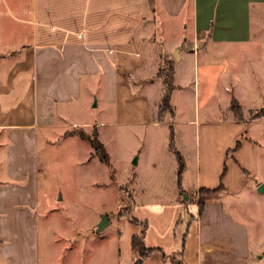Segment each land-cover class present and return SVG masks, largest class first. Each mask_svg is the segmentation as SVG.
<instances>
[{
    "label": "crops",
    "instance_id": "obj_1",
    "mask_svg": "<svg viewBox=\"0 0 264 264\" xmlns=\"http://www.w3.org/2000/svg\"><path fill=\"white\" fill-rule=\"evenodd\" d=\"M5 1L15 12L11 14L15 28L8 38H0V47L10 51L1 58L12 64L6 79L10 87L0 90V133L28 131L31 141L25 153L32 159L38 154L39 131L64 129L63 136L72 137L75 135L66 132L95 127L99 134V126L89 121L71 127L63 121L66 108L81 100L84 90L90 99L98 97L97 105L103 100L105 108L115 107L119 125L170 126L175 145L193 127L197 203L190 205L180 199L135 202L134 213L139 211V219L148 221L146 247L160 248L167 256L155 252L140 264H175L171 257L180 264H264V198L258 191L261 184L251 185L248 176L258 175L264 163L258 144L252 140L247 163L238 161V152L237 159H227L232 145L221 129L244 119H201L199 109L192 113L183 103L188 86H194L195 94L200 90L197 77L189 80L187 76L192 66L199 72L201 49L207 51L220 42L252 52L264 49V0ZM252 19L262 21L257 35ZM167 63L174 69V114L167 112L162 120L159 113L165 89L161 93L164 82L159 72ZM9 95L16 98L13 108L6 104ZM8 117L10 121L5 123ZM253 120L263 122L264 116ZM18 148L9 150L6 176L22 180L26 172L17 166ZM225 163L228 172L224 176ZM35 176L31 172V181L19 188L21 206L14 207L31 224L39 201ZM215 189L211 194L206 191ZM246 190L259 201L250 208L251 216L244 215L246 209L236 201ZM220 195L234 200H221ZM8 197L5 189L0 190V211ZM138 230L136 227L134 232ZM7 238L0 236V243Z\"/></svg>",
    "mask_w": 264,
    "mask_h": 264
},
{
    "label": "rangeland",
    "instance_id": "obj_2",
    "mask_svg": "<svg viewBox=\"0 0 264 264\" xmlns=\"http://www.w3.org/2000/svg\"><path fill=\"white\" fill-rule=\"evenodd\" d=\"M5 5L6 1L0 0L2 39L8 38L15 28L11 17L15 12ZM261 22L252 19L254 35L260 32ZM233 44L220 42L211 44L207 51L200 50L199 72L192 66L187 76L189 80L197 77L200 90L195 94L194 86H188L183 103L192 113L199 109L201 119H244L239 124L228 123L221 131L225 141L232 145L226 158L233 161L238 157V161L247 163L252 140L264 157V121L253 120L264 112V49L252 52L251 48ZM7 49L0 47V90L10 87L6 79L12 64L1 58L10 53ZM160 86L163 93L165 86ZM233 96L241 101L242 108L231 104ZM97 100L98 97L90 99L84 90L82 99L66 108L68 114L63 121L69 127L83 121L98 125L99 139L110 155V163L103 162L88 141L75 135L80 128L66 132L75 135L72 137H64V129L39 131L38 154L33 159L25 153L31 141L28 131L0 133V190L9 194L5 207L2 205L4 211H0V236L8 237L0 243V264H135L132 237L143 233L141 222L146 221L139 219V211L134 213L135 202L166 203L180 199L190 205L197 203L194 128L186 130L174 148L170 126L119 125L116 108H105L103 100L94 106ZM15 101V96L9 95L6 104L13 108ZM9 121V117L5 119V123ZM106 122L113 124L103 126ZM83 130L93 134L95 127ZM14 146H19L17 152L20 151L17 166L26 172L22 180L6 176L10 168L8 153ZM31 172L40 188L32 224L14 210L21 206L19 188L28 185ZM227 172L225 163L224 176ZM248 176L251 185L264 184L263 161L258 175ZM220 196L224 201L234 200L228 195ZM261 196L264 198V194ZM236 201L248 216L253 204L259 203L247 190ZM126 208L128 213L120 217L119 212ZM103 215H107L108 224L99 231Z\"/></svg>",
    "mask_w": 264,
    "mask_h": 264
},
{
    "label": "trees",
    "instance_id": "obj_3",
    "mask_svg": "<svg viewBox=\"0 0 264 264\" xmlns=\"http://www.w3.org/2000/svg\"><path fill=\"white\" fill-rule=\"evenodd\" d=\"M168 65L169 70H166V66ZM174 69L173 66L170 65V63L165 64V66H163L160 69L159 72V77L163 80L164 85H165V92H164V96L162 99V103L160 105V113H159V118L163 120L164 114L167 112H170L172 114H174V108L172 106L171 103V97H172V92L175 88L174 85ZM232 105H239L237 99L235 97H233L232 99ZM262 114V115H261ZM261 117L264 116V112H261ZM161 120V121H162ZM75 135H78L80 138H82L83 140L88 141L92 147L94 148L96 154L100 157V159L103 162L106 163H110V155L108 154L106 147L104 145V143L99 139V134L97 129H95L93 134H88L87 132H85L83 130V128H80ZM172 147L175 148V142H174V134L172 133ZM223 186H220L218 189H221ZM218 189L215 190H206L207 193H214L216 192ZM202 193H204V191L202 190ZM202 204V203H201ZM129 209L126 208L125 210H121L119 212V216L122 217L124 215H126L128 213ZM136 223H140V221L138 220H134ZM144 225V229H143V233L140 235H134L132 237V249L134 252V256L136 258V263L135 264H140V260L144 261L145 259H147L148 257H150L153 253L155 252H159L161 251L163 253V251L160 248H147L145 245V239H144V235H145V230L147 228V222H141ZM164 257H167L165 255V253H163ZM171 260L175 263V264H180V260H177L174 257H171Z\"/></svg>",
    "mask_w": 264,
    "mask_h": 264
},
{
    "label": "water",
    "instance_id": "obj_4",
    "mask_svg": "<svg viewBox=\"0 0 264 264\" xmlns=\"http://www.w3.org/2000/svg\"><path fill=\"white\" fill-rule=\"evenodd\" d=\"M174 58H175L176 60L179 59V52H178V51L175 52V54H174ZM94 106H97V103H96V102H95ZM258 191H259L260 193L264 194V184H261V185L259 186ZM107 224H108V217H107V215H103V216H102V221H101L100 224H99V231L102 230ZM141 261H142V260H140V262H141Z\"/></svg>",
    "mask_w": 264,
    "mask_h": 264
}]
</instances>
